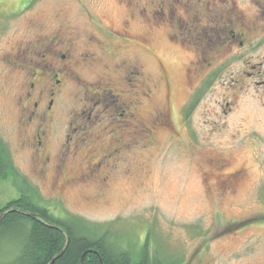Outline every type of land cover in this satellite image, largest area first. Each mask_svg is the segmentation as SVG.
Here are the masks:
<instances>
[{
	"label": "rangeland",
	"instance_id": "rangeland-1",
	"mask_svg": "<svg viewBox=\"0 0 264 264\" xmlns=\"http://www.w3.org/2000/svg\"><path fill=\"white\" fill-rule=\"evenodd\" d=\"M201 1L206 0H0V139L41 205L55 217L72 216L96 226L117 248L135 251L148 237L150 253L168 264H264V89L234 84L242 88L236 89L231 73L243 64L230 58L206 85L201 87L200 77L190 85L189 76L200 65L198 46L205 50L198 41L213 33L214 4L203 9ZM240 2L248 7V0ZM190 21L194 40L185 42L184 24ZM58 30L74 41L77 75L62 81L56 97L55 144L65 143L67 136L81 137L85 130L72 134L69 124L89 123L99 97L103 102L92 118L104 107L106 141L112 131L120 133L126 118L118 117L112 97L101 96L97 81H112L114 94L122 90V98L130 97L137 82L127 72L135 64L157 85L150 100H141L142 120L168 113L169 125L156 133V145L128 156L130 164L123 168L134 170V176H125L121 167L102 191L77 183L55 191L51 178L36 175L21 146L17 88L31 81L32 72L27 64L12 73L8 60L27 47L32 48L27 63H40L39 43L47 44ZM122 62L132 66L121 69ZM126 75L133 80L129 86ZM226 100L234 104L224 114ZM86 149L87 144L75 160L64 158L68 175L84 170ZM99 155L100 150L96 160ZM46 175H52L51 168ZM231 178L227 192L222 183ZM17 186L22 187L18 180H0V208L18 197ZM22 237L17 229L0 237V264H11Z\"/></svg>",
	"mask_w": 264,
	"mask_h": 264
},
{
	"label": "flooded vegetation",
	"instance_id": "flooded-vegetation-1",
	"mask_svg": "<svg viewBox=\"0 0 264 264\" xmlns=\"http://www.w3.org/2000/svg\"><path fill=\"white\" fill-rule=\"evenodd\" d=\"M200 3L201 8L209 10V5L214 4V15H212L214 18L213 33L212 36L198 41L205 50H201L198 46L197 54L200 56V65L196 67L198 69L193 70V74H190L188 80L190 85L194 84L193 77H200L199 84L201 87L206 85L207 81L205 80L216 78L221 73L222 63L230 58L229 60H235L243 64V68L231 73L232 85L237 84L239 86L241 84L255 89H264V0H248V7L246 8L241 6L240 0H213L211 2L206 0ZM198 12L194 13L196 17ZM192 23L190 21L184 24L186 26L184 27L185 42L194 40ZM60 33V30L55 32L47 44L43 41L39 43L38 46H42L41 51H37V53L36 50L33 51L34 54L39 52L40 63L37 62L36 65L31 62L27 63L31 57L32 48L19 47L18 53L9 57L8 64L12 73L16 70L23 71L27 64H29L27 69L32 72L31 81L28 84L24 81L17 88L16 104L19 110V124L17 127L21 146L32 158L36 175L40 179L51 178L55 191L65 189L76 183L85 186L94 185L99 188L98 191H102L108 187L117 169L130 164L128 156H134L135 152L141 151V147L144 151H147L156 145V133L159 130H166L169 125L168 113L157 112L152 120L147 122L142 120L140 112L143 103L141 100L142 98L150 100L157 85L142 73L138 64L131 65V67L127 62H122L120 68L127 70L131 67V70L128 69L127 73L137 82V85L134 86L131 77L127 78L126 75L123 78V80H126L124 81L125 85L132 84L131 86H133L130 90V97L122 98V90H120V93L117 92L119 95L114 94L116 88L112 81L103 78L97 81L100 86H103L101 96L107 94L112 97V103L117 104L116 107L120 111L118 117L121 120L126 118L124 123L120 121L122 124L120 133L115 130L112 131L109 134L111 139L106 141L107 137L105 136L109 132L105 127L106 124L102 125L106 120L105 117H102L105 112L104 107L95 113L92 118V112L96 106L101 105L103 102V97H99L89 111L87 118L89 123L78 124V121L74 120V123L69 124V130L72 134L85 130L80 133L81 137L76 136L73 139L71 136H67L65 143L55 144L56 112L54 104L56 97L62 91V81L72 79L77 75L76 61H73L76 55L74 41L61 37ZM123 48L116 50L115 55ZM102 52L105 57H108L106 48ZM55 57L59 58V63L53 61ZM20 59H22L23 64L18 62ZM14 66L16 69L13 68ZM38 70L42 72V75L37 73ZM161 71L163 73L161 79L165 83L168 96V78L164 70L161 69ZM141 77L144 80L143 82L140 81ZM234 86L236 89L242 90V88L239 89L238 86ZM233 100L231 102L224 101L223 108H227L226 110L223 109L224 114L232 111L230 106L234 104ZM86 144L88 156L86 157L84 170L78 176L68 175L64 169L66 160L68 158L75 160L74 158ZM99 150L100 155L96 160ZM71 154L74 157H71ZM52 157L54 161L51 163ZM65 157L67 159L64 160ZM112 159L113 161H110ZM139 164L136 167H139ZM50 168L52 175L47 176L46 172ZM122 173L129 178L134 176V170L130 168H123ZM233 180L231 178L223 181L225 191H231Z\"/></svg>",
	"mask_w": 264,
	"mask_h": 264
},
{
	"label": "trees",
	"instance_id": "trees-1",
	"mask_svg": "<svg viewBox=\"0 0 264 264\" xmlns=\"http://www.w3.org/2000/svg\"><path fill=\"white\" fill-rule=\"evenodd\" d=\"M17 180L18 197L0 208V237L17 229L22 232V244L11 264H168L150 253L148 237L135 251L117 248L75 217H55L41 205L34 189L19 177L7 146L0 139V180ZM25 213L33 214L28 217ZM52 226V227H49Z\"/></svg>",
	"mask_w": 264,
	"mask_h": 264
},
{
	"label": "water",
	"instance_id": "water-1",
	"mask_svg": "<svg viewBox=\"0 0 264 264\" xmlns=\"http://www.w3.org/2000/svg\"><path fill=\"white\" fill-rule=\"evenodd\" d=\"M6 214H7V212L3 213V214L0 216V220H1L2 218H4V216H5ZM25 214H26L28 217H31V216L33 215V214H31V213H25ZM49 227H52V226L49 225ZM63 251H64V250H63ZM63 251H62L59 255H57L54 259H52L51 262H50L49 264H53V262L61 256V254L63 253Z\"/></svg>",
	"mask_w": 264,
	"mask_h": 264
}]
</instances>
